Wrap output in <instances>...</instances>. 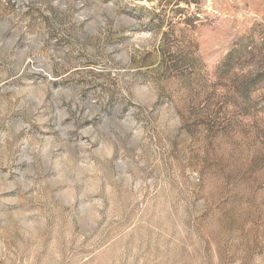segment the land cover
<instances>
[{
  "label": "rangeland",
  "instance_id": "obj_1",
  "mask_svg": "<svg viewBox=\"0 0 264 264\" xmlns=\"http://www.w3.org/2000/svg\"><path fill=\"white\" fill-rule=\"evenodd\" d=\"M0 264H264V0H0Z\"/></svg>",
  "mask_w": 264,
  "mask_h": 264
}]
</instances>
